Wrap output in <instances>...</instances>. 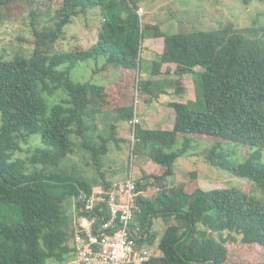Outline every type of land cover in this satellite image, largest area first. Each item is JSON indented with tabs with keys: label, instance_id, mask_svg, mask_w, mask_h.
<instances>
[{
	"label": "trees",
	"instance_id": "1",
	"mask_svg": "<svg viewBox=\"0 0 264 264\" xmlns=\"http://www.w3.org/2000/svg\"><path fill=\"white\" fill-rule=\"evenodd\" d=\"M37 1L0 0V6ZM50 2L59 8L55 29L41 32L34 26L30 56L0 58V205L21 215L17 223L0 218V264H65L75 258L80 220L108 212L104 202L89 208V198L103 196L114 184L102 169L111 144L121 148L124 141L119 124L134 119L136 86L147 95L146 102L168 89L176 98L170 104L176 116L172 130L135 128L133 153L148 159L137 185L134 224L141 232L136 249L150 250L158 243L161 253H151L142 264H264L260 200L235 187L204 190L197 172L190 173L187 187L168 185L177 160L192 143L213 140L206 152L209 164L264 190V27L228 24L168 34L144 23L135 0ZM93 10L103 18L96 43L88 49L58 50L72 19ZM32 13L35 21L41 15ZM146 34L164 38V51L161 60L152 62V77L136 82ZM90 60L97 66L90 80L71 82L72 70ZM165 64L176 68L168 67L160 77ZM198 69L204 109L185 102L184 76ZM67 87L68 101L50 108L48 97ZM182 136V149L176 151ZM231 144L248 148L243 163L235 165L220 153ZM81 152L79 162L71 159ZM81 162L101 178L92 177ZM161 217L167 223L160 236L154 220ZM246 249L252 254L249 260Z\"/></svg>",
	"mask_w": 264,
	"mask_h": 264
},
{
	"label": "rangeland",
	"instance_id": "2",
	"mask_svg": "<svg viewBox=\"0 0 264 264\" xmlns=\"http://www.w3.org/2000/svg\"><path fill=\"white\" fill-rule=\"evenodd\" d=\"M144 13L142 18L144 23L147 21L153 25L160 26L161 30L166 33L178 32H196L211 31L222 26L232 24L235 28L242 29L251 26L264 27V1L260 0H135ZM53 3V2H52ZM50 0H39L36 3L15 2L7 6H0L2 20H0V58H14L16 56H30L34 50L35 33L34 26L38 31L47 32L55 29L58 23V7H53ZM34 11L41 15L36 21L33 17ZM103 21L102 15L98 10L91 11L87 16L75 17L72 22L66 26L65 37L56 47L61 51H72L75 48L88 49L97 41V32ZM148 34V33H147ZM146 34V35H147ZM143 43L147 42V37ZM151 38H156L151 36ZM157 49L162 51L164 48V38H156ZM141 46V78L146 81L152 77L153 63L146 61L147 50ZM145 54V57H144ZM151 61H159L160 53L157 51L151 54ZM105 62V58L101 59L99 66ZM97 68L95 61L90 60L77 65L71 72L70 80L75 83H85L90 80L94 69ZM202 70L198 69L195 75H186L185 87L187 88L185 102L193 103L200 109L205 108V99L203 91ZM160 77H163L161 75ZM166 78V77H164ZM132 84V82H131ZM69 87L66 91L59 90L54 96L48 97L50 108L53 105L61 103L63 100L68 101L70 96ZM135 91L134 115L137 116L140 125L148 129H161L157 122L164 119V126H169L173 122V110L165 104V100H176L175 97L168 94L157 97L155 100L146 102L147 95ZM173 89H168L167 93H172ZM137 98V99H136ZM138 101V103H136ZM170 101V100H169ZM168 102V101H167ZM88 108H91L88 106ZM175 117V110H174ZM175 120V118H174ZM164 121V122H165ZM107 122V121H106ZM2 125V117L0 113V127ZM132 125L127 122L119 124L120 137L124 141L119 145L111 144L110 153L105 158V165L102 171L108 181L115 182L124 180L128 167L132 164L133 154V133L130 130ZM107 128V125H105ZM184 137H180L175 145V150H181ZM214 141L201 140L192 143L189 151L180 157L175 164V173L169 179L168 185L180 183V185H190V173L197 172L199 182L205 189L216 188H239L252 197L260 200L264 204V190L259 189L256 184L247 179L239 178L231 175L228 171L212 166L207 162L206 152L214 146ZM245 146L237 147L235 144L225 145L221 148L220 153L238 165L245 161V156L249 152ZM251 150V149H250ZM82 153L71 156L75 162L81 160ZM135 156V154H134ZM143 156H135L133 164L137 175L141 177L142 167L147 161ZM80 166L86 168L92 177L101 178L100 173L85 165V162L79 163ZM102 172V173H103ZM183 181V182H182ZM199 184V183H198ZM199 184V186H200ZM179 185V184H178ZM172 187V186H171ZM7 208L0 205V218L7 223L21 222V215L15 208ZM167 219L161 217L154 220V230L160 236L163 235V227L166 226ZM161 231V232H160ZM253 252L255 250L252 248ZM150 251L156 256H160L158 251V243H156ZM244 251V258L249 260L252 257L248 249ZM238 254V253H237ZM72 258L70 261H72ZM65 264H72L71 262ZM255 263V262H254ZM57 264V263H55Z\"/></svg>",
	"mask_w": 264,
	"mask_h": 264
},
{
	"label": "built area",
	"instance_id": "3",
	"mask_svg": "<svg viewBox=\"0 0 264 264\" xmlns=\"http://www.w3.org/2000/svg\"><path fill=\"white\" fill-rule=\"evenodd\" d=\"M138 13L142 16L143 8H139ZM130 124L135 140V128L140 124L137 116L134 115ZM134 158L133 153L132 164L124 180L115 181L103 196L89 198V208L104 202L107 203L108 212L106 216L80 220V231L75 237V258L70 261L72 264H142L151 257L152 252L147 248L136 249V240L141 231L134 224L139 182Z\"/></svg>",
	"mask_w": 264,
	"mask_h": 264
},
{
	"label": "crops",
	"instance_id": "4",
	"mask_svg": "<svg viewBox=\"0 0 264 264\" xmlns=\"http://www.w3.org/2000/svg\"><path fill=\"white\" fill-rule=\"evenodd\" d=\"M141 7V6H140ZM146 39V38H145ZM164 41V40H163ZM147 42L148 43H143V47H144V49L146 48V50H147V53H145L146 54V58H145V60L147 61H149V62H153V61H155V60H153V61H151V58L153 57L151 54H154L155 52H159L160 53V55L163 53V51H164V48L162 49V51H159L158 49H157V45H156V42H157V39L156 38H151V36H149V37H147ZM145 54H144V57H145ZM168 67H170L173 71H174V69L176 68V65L175 64H165L163 67H162V75L163 76H165V72L167 71V68ZM174 77V76H173ZM172 77V78H173ZM184 82H185V79H184ZM186 85V84H185ZM186 87H187V85H186ZM168 95L169 96H172V97H174V92H172V93H168ZM176 99V98H175ZM170 100V101H169ZM169 100H165V104H167L172 110H173V116H172V118H173V122L169 125V126H164L166 123L168 124V122H166L164 119H160V122H157L159 125L158 126H161V129H164V130H172L173 129V127H174V123H175V120H174V118L176 117H174V109L171 107V102H173L174 100H172V99H169ZM168 101V102H167ZM165 121V122H164ZM199 175H198V183L200 184V182H199ZM183 182V181H182ZM178 184H180V183H176V184H174V186L175 185H178ZM169 186H173V185H170L169 184ZM200 187L201 188H203L204 190H209V189H205L203 186H201V184H200Z\"/></svg>",
	"mask_w": 264,
	"mask_h": 264
}]
</instances>
